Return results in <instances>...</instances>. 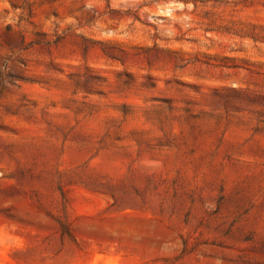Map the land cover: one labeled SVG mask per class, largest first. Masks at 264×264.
<instances>
[{
  "label": "rangeland",
  "instance_id": "rangeland-1",
  "mask_svg": "<svg viewBox=\"0 0 264 264\" xmlns=\"http://www.w3.org/2000/svg\"><path fill=\"white\" fill-rule=\"evenodd\" d=\"M0 264H264V0H0Z\"/></svg>",
  "mask_w": 264,
  "mask_h": 264
}]
</instances>
